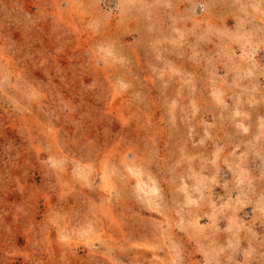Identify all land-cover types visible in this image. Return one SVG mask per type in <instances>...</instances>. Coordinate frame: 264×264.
I'll list each match as a JSON object with an SVG mask.
<instances>
[{
  "label": "rangeland",
  "instance_id": "obj_1",
  "mask_svg": "<svg viewBox=\"0 0 264 264\" xmlns=\"http://www.w3.org/2000/svg\"><path fill=\"white\" fill-rule=\"evenodd\" d=\"M0 264H264V0H0Z\"/></svg>",
  "mask_w": 264,
  "mask_h": 264
}]
</instances>
